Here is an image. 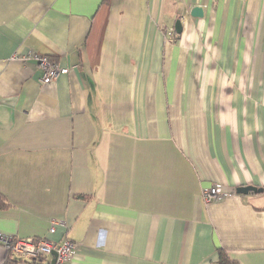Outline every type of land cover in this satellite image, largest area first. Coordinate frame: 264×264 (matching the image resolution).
Listing matches in <instances>:
<instances>
[{
	"label": "crops",
	"instance_id": "crops-1",
	"mask_svg": "<svg viewBox=\"0 0 264 264\" xmlns=\"http://www.w3.org/2000/svg\"><path fill=\"white\" fill-rule=\"evenodd\" d=\"M0 195L69 264H264V0H0Z\"/></svg>",
	"mask_w": 264,
	"mask_h": 264
},
{
	"label": "built area",
	"instance_id": "built-area-1",
	"mask_svg": "<svg viewBox=\"0 0 264 264\" xmlns=\"http://www.w3.org/2000/svg\"><path fill=\"white\" fill-rule=\"evenodd\" d=\"M38 62L41 69L39 81L42 83L51 82L67 72L66 68H59L53 61L45 57H38ZM223 196L225 195L222 185L219 183L202 190V199L206 204L220 201ZM62 224V222L52 220L49 232L53 233L56 225ZM0 245L6 252L21 258L51 257L52 253H54V264H69L75 257L77 248L76 244L67 238H62L58 241H49L44 238L22 239L3 233H0Z\"/></svg>",
	"mask_w": 264,
	"mask_h": 264
},
{
	"label": "trees",
	"instance_id": "trees-1",
	"mask_svg": "<svg viewBox=\"0 0 264 264\" xmlns=\"http://www.w3.org/2000/svg\"><path fill=\"white\" fill-rule=\"evenodd\" d=\"M45 58L50 59V57ZM52 61V60H51ZM1 195H0V203H1ZM45 257H36V258H31V259H24L16 256L15 254L6 252V257L5 261L3 264H22V263H27V264H48L44 263ZM48 262V261H47ZM214 264H238L236 261L232 260L226 252L222 249L218 250V258Z\"/></svg>",
	"mask_w": 264,
	"mask_h": 264
},
{
	"label": "water",
	"instance_id": "water-1",
	"mask_svg": "<svg viewBox=\"0 0 264 264\" xmlns=\"http://www.w3.org/2000/svg\"><path fill=\"white\" fill-rule=\"evenodd\" d=\"M202 9L200 7H193L191 9V15L194 16V17H201L202 16ZM180 22L179 21H176L175 24H174V28L177 32H180ZM236 192L238 194H243V195H246L250 192H253V193H260V192H263V189L262 188H258V187H255V186H240V187H237L236 189ZM51 262L50 264H54V260H55V254L52 253L51 255Z\"/></svg>",
	"mask_w": 264,
	"mask_h": 264
}]
</instances>
